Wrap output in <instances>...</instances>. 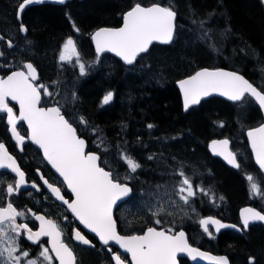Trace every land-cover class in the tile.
Here are the masks:
<instances>
[{"label":"snow or ice","instance_id":"snow-or-ice-1","mask_svg":"<svg viewBox=\"0 0 264 264\" xmlns=\"http://www.w3.org/2000/svg\"><path fill=\"white\" fill-rule=\"evenodd\" d=\"M43 2L44 0H19L15 6L14 16L18 29L13 37L22 36L23 46H19L18 42L14 44L13 38L4 41V36L0 35V42H6L8 50L18 49L10 53L0 50V60L3 61L0 63V73H3L0 74V122L6 123V131L15 142V147L23 151L25 141H30L57 174L50 180L37 168L38 179H34L30 187L41 193L45 200H52L57 212L63 210V220L68 225L70 239L75 244L70 246L65 242V232L61 224L49 218L47 213L40 214L31 208L19 209L14 205L13 197L21 194L22 190H27L28 182L26 173L21 170L16 158L9 153L6 144L0 141V170H8L7 173H0V185L4 184L8 175L12 176L6 187H0V264H77L75 247L98 252L107 249L110 254L108 264H179L180 254L192 261L199 259L207 261L208 264H230L227 256L212 255L192 246L184 230L177 231L174 226H155L162 225L164 217L174 215L169 209L190 205L197 192L208 195V190L201 185H194L193 178L186 172L188 165L175 155L171 156V164L167 163L163 152L159 155L152 153L146 157L147 161H158L157 167L171 168L170 174L178 178L171 192H165L163 195L160 193V189L164 187L162 185H157L154 192L141 191V196L147 195L150 198L143 201V205L150 212L153 226H147L141 234L120 233L114 208H118L119 203H126V198H133L134 189L126 181L136 179L134 174L142 169L143 165L126 148L122 149L117 145L116 167L126 165L123 178L125 182L117 177L107 159L103 161V164H109L106 169L102 164V154L110 155V149L104 146V138L97 137L99 142L96 143V148L100 149L99 152L87 150V139L83 138L73 122L66 118L65 107L68 98L65 97L63 103L58 98L60 82L51 81V89L48 84L39 83L37 67L33 62L24 60L32 42L26 38L28 27L23 22V13L29 5ZM56 2L64 4L66 0ZM261 2L264 3V0ZM189 13L193 17L192 24L196 26L197 39L206 43L211 51L218 52L217 37L226 39L231 29L217 30L208 27L215 13L201 18L191 6ZM177 15L176 6L171 0L168 6L158 2L145 5L137 0L128 10L121 13L120 26L100 27L91 33L90 39L95 49V58L91 64L86 65L82 60L76 41L71 35L60 45L58 61L69 63L75 58L80 75L85 76L92 65L100 62L102 54L113 53L124 65L129 66V71L134 70L139 61H143L140 71L151 72L150 59L146 58H150L155 44L174 43L178 28ZM73 28L76 32L80 31L75 24ZM9 54L12 55L11 60L8 58ZM177 85L185 113L213 95L223 97L241 110L255 108L264 113V86L254 85L239 71L203 67L178 80ZM113 95V92H107L101 103L109 104ZM77 99V94L72 92L71 102L75 104ZM10 102L15 103L10 106ZM17 105L18 114L15 111ZM21 122L27 126L24 134H21L18 127ZM79 124L87 130L88 121L83 116L79 118ZM224 126V122H219V127ZM154 127L153 124L147 125L149 130ZM92 132L96 134L97 129L93 128ZM246 136L251 157L259 166V170L264 172V122L248 128ZM163 139L166 143L168 140L175 141L177 137ZM229 145L228 138L212 140L208 149L212 155L222 157L227 164L239 170L241 164L238 162V153L233 152ZM195 174L194 169L193 175ZM246 179L249 182L250 194L264 197V191L254 177L249 174ZM42 189H46V192H42ZM66 193H70L67 198ZM28 196L32 198L33 193L28 192ZM165 196L168 198L165 199ZM220 199L223 200V197ZM29 219H32L33 224L38 222L36 230L27 222H18ZM257 221L264 223V212L255 208H243L240 211L242 227L224 224L212 216L200 219L199 225L209 239H214L210 225L216 232L224 228L239 232L248 230L250 224ZM128 223L132 224L131 221ZM84 229L87 233L94 234V237L90 239ZM42 237L47 238L46 245L41 240ZM94 240L98 241L99 248ZM113 246L118 248L114 251ZM35 248L39 251L33 255ZM248 264H256V257L250 256Z\"/></svg>","mask_w":264,"mask_h":264},{"label":"flooded vegetation","instance_id":"flooded-vegetation-1","mask_svg":"<svg viewBox=\"0 0 264 264\" xmlns=\"http://www.w3.org/2000/svg\"><path fill=\"white\" fill-rule=\"evenodd\" d=\"M6 1L7 10L13 12V21L4 22L0 20V35L4 36V41H7V39L9 38H13L14 44L18 42L19 46H23L24 38L22 36L17 35L13 37V34L16 33L18 29V22L16 21L14 16V9L15 6L18 4L19 0ZM73 1L80 2L82 0H70L63 5H56L54 3L44 2L40 4L29 5L27 8L40 6H49L56 8V6H58L65 8L64 11H69L68 9H66V6H68V4ZM2 7L5 6L0 4V12ZM25 11L23 13V22H25ZM183 29L187 31L186 28ZM71 36H73L74 40L76 41L77 48L80 52L82 60L86 63V65L91 64V62L95 58V51L91 41L89 40L84 44L83 39L80 38L79 34L76 31H73ZM26 38L32 42V45L29 53L24 56V60L33 62L34 65L37 67L39 83L48 84L51 89V81L58 80L60 82L58 89L60 95L58 98L61 99L62 103L64 102L65 97L68 98V104L65 107V111L67 113L66 118H69L70 121L73 122L74 126L77 127L79 134L83 138L87 139V150L99 152L100 149L96 148V143L99 142L97 137H103L104 146L109 147L110 155L105 156L102 154V164L103 161L107 159L109 164L113 166L115 174L119 179H121L122 182H125L123 178L126 171V165L122 167H116V163L118 161L117 145H120L122 149L126 148L143 165V168L139 169L137 173L134 174L136 179L126 181L134 189L133 198H126L127 202L120 203L119 207L116 208L114 211V216L118 221V230L122 235H131L133 233L141 234L142 230L145 229L147 226H153L151 222L150 212L143 205V201H147L150 198L147 195L141 196V191L143 190L154 192L156 191L157 185H162L164 187L160 189V193L163 195L165 192H171L173 185L178 182V178H174L173 175L170 174L171 168H165L163 166L157 167L158 161H147L146 157L152 153H156L157 155H159V153L163 152L164 156L167 157L168 164L172 163V155L177 156L179 160L183 159L178 157L180 154L179 142L182 141L181 136H183L182 132L161 131V129H158L156 124L146 121L141 122L140 117L137 113V108L139 107V104L143 102V99H147L148 94L150 95L151 93H153L154 90L158 87L162 89L168 85V83L166 82V76H164V69L160 68L162 60L164 58L159 57V55H170L172 52H156L154 51V49L167 48L169 50H172L173 44L168 47H152L150 58H146L150 59L151 72L142 73L140 71V66L143 61H139L136 64L135 69L129 71V66L124 65L115 56L109 53H104L102 54L100 62L98 64L92 65V67L89 68L87 75L81 76L79 68L75 65V58H73L72 62L69 63H61L58 61L59 47L63 43V41H58L57 43H54L51 46L50 52L48 53L45 51V53H47L45 54L42 53V49L39 48L40 45L36 42L32 35L27 33ZM217 40L222 41L223 39L221 40L219 37H217ZM83 45H85V49L83 48ZM174 49L176 50L177 47ZM225 49L223 51H220L219 54H217V59L219 61L220 59H223V63L225 65L231 66V60L229 59ZM0 50H5L6 53H10L11 51H17L18 49L8 50L6 42H0ZM8 58L11 60L12 55L9 54ZM17 59H19V57H17ZM0 63H3V61L0 60ZM57 65H62V67L58 68ZM234 69L237 70L236 68ZM177 80L180 79H174L172 82L177 92L179 104L181 107V113L191 114L197 112V110L201 108L208 100L202 101L197 107H194L190 109L187 113H185L182 108V100L180 93L174 85ZM92 90H94L93 94H91ZM109 91L113 92V99L109 102V104L103 105L101 103L102 99L104 95ZM72 92H75L78 97V99L75 101V104L71 102ZM82 94H87L94 98L91 107H88V105L82 106ZM125 94L129 103L128 109L126 108L127 102ZM11 104H14V102H10V106ZM227 104L229 105V109L231 110L230 112L232 123H237V125L239 126L242 124H256L255 126H257L263 121L261 113L255 110V108L241 110L235 106H232L230 103ZM15 111L18 114V105L16 106ZM122 113H126L128 115L127 120L119 119ZM240 113H242V115H240ZM81 116H83L88 121L87 130H84L83 126L79 124V118ZM107 116L110 117V121L107 122L108 126L105 127L102 120ZM241 116H244L245 119ZM212 122L217 123L219 122V119L214 120ZM148 124L155 125L154 129L149 130L147 128ZM142 126L144 127L141 128ZM18 127L21 131V134H24V130L27 127L26 124H23V122H21ZM93 128L97 129L96 134H93ZM229 131L230 133H232L231 129H229ZM166 137H177V139L175 141L168 140L165 143L163 138ZM0 141H3L6 144L9 153L16 158L19 166L21 167V170L26 173V180L28 182L27 190H22L21 194L13 197L14 205L17 206L19 209L31 208L33 211H36L40 214L47 213L49 218L57 220V222L61 224L65 232V242L69 243L70 246L74 245L75 242L71 241L70 239V229L63 220V210L61 209L60 212H57L55 210V205L52 203V200H45L44 196L41 193H37L34 189H31L30 187L31 182L34 179H38V177L36 176L37 168H39L45 174L46 178H49L51 180L54 177L53 173L44 164L38 151L27 140L23 145V151L15 147V142L11 140L10 134H8L6 131L5 122H0ZM195 144L198 148L195 149L196 156L198 159H201L200 163L201 165H203V167H205L204 157L199 156V152L201 150L199 148L201 146H205V141L201 143L198 140ZM235 144L237 143H233L234 146ZM169 150H171L170 153L168 152ZM246 150L247 149L245 148L244 151ZM183 161H185V163L188 165L185 159H183ZM120 163L122 164V161ZM109 164H103V166L107 169L109 167ZM205 168L204 170L199 171L195 167L188 165L186 172L190 177L193 178L194 185H201L207 190L211 189V192L213 194L216 191L214 188L216 187V185L214 182L213 185H211L210 181L211 187L206 186V182L210 179L211 174L210 168L207 172H205ZM194 169L196 171L195 175H193ZM7 172L8 170H0V173ZM11 179L12 176L8 175L5 178L4 184L0 185V187H6V183L10 182ZM28 192L33 193L32 198L28 196ZM42 192H46V189H42ZM67 196L70 195L66 193V198ZM167 198L168 197L165 196V199ZM172 198L178 199L176 197ZM245 199L247 201L246 191ZM205 201V195L200 192H197L196 196L192 198V202L190 205L181 207V213L175 212L173 216H166L163 218L164 222L162 223V225L155 226L158 228H167L170 226H174L177 231H185L189 239V243L192 244V246L198 247L203 250H219L220 245L218 243V238L221 237V235L224 236V232L230 231L224 230L215 233L209 227L214 237V239H209V237L204 234L203 231L200 229L199 220L212 216L216 219L220 218L224 222L229 221L231 224H236L237 226H240V222L238 219V210L245 205L238 206L237 213L233 214L232 212H229V203H226L222 213L223 216L226 217L225 219L224 217L211 214V212L205 215L203 212ZM262 201L264 203V197L262 198ZM219 202L220 201H218V198L213 194V197L210 200V204L214 203V205H216L217 207L219 206ZM192 209H195V211H192ZM169 210L171 211V209ZM68 215L70 216V214ZM129 221L132 222L131 225H129ZM18 222L29 223V225L33 227V230H36V228H38V222L33 224L32 219ZM76 223L78 224V222ZM252 231L264 232V227L260 225L251 226L247 231H244L242 234H238V236L242 237V239L247 241L249 238L248 236L252 233ZM84 232L87 233V230L84 229ZM87 235L90 239L94 237V234L91 233H87ZM41 240L44 241L46 245L47 238L42 237ZM94 243H96L97 247L99 248L98 241L94 240ZM117 248L118 246H113L114 251ZM38 251L39 249L35 248L33 255H35V253ZM74 251L77 256V264H108L110 260V254L107 253V249H104L102 252H98L96 250H82L80 247H75ZM231 256L234 258V260H231L232 264H248V259L243 262L241 260L236 261L238 259L237 255L233 254ZM178 260L179 264H191L188 260L184 258H178Z\"/></svg>","mask_w":264,"mask_h":264},{"label":"trees","instance_id":"trees-1","mask_svg":"<svg viewBox=\"0 0 264 264\" xmlns=\"http://www.w3.org/2000/svg\"><path fill=\"white\" fill-rule=\"evenodd\" d=\"M155 1L164 6L170 3V0H140L145 5ZM6 2V0H0V4L3 6L6 5ZM135 2L137 0L73 1L66 6L69 11H64L65 8L58 6L56 8L49 6L29 7L25 11L24 23L28 27L27 33L32 35L40 45L39 48L42 49V53L45 51L49 53L54 43L64 41L66 37L72 35L75 31L73 24L80 29L78 33L83 41L87 42L91 33L96 29L119 26L121 13L128 10L130 5ZM171 2L176 6L177 22L187 27L191 33V40H187L186 43L188 44L185 47L181 46L176 50L172 48L174 52L170 55H159V57L164 58L160 68L164 69V76H166L168 85L162 89L158 87L153 93L148 94L147 99H143V102L139 104L137 113L141 122L156 124L161 131H181L183 136H181L182 141L179 142V153L186 150L190 154L198 149L195 146L198 140L201 143L207 142L215 135L221 136L222 133H228L227 130L230 128H237V125L233 126L229 105L217 98L208 100L197 112L182 114L172 81L186 77L198 68L220 67L223 69L231 68L232 70L236 68L254 85L264 86V10L261 0H171ZM189 6L201 18L200 15L202 14L199 15L198 13H215L211 21L215 22L216 25L221 24L217 30L231 29L226 39L218 41V52L211 51L206 43L197 39V30L191 22L193 17L189 13ZM3 10L1 9V14L4 13ZM214 26L211 22L208 24V27L214 28ZM224 49L231 60L232 67L225 65L223 59L220 61L217 59V54ZM172 50L167 48L154 49L156 52L162 51L164 53H169ZM82 97V106L91 107L94 98L87 94H82ZM127 117L126 113H122L119 119L127 120ZM217 119L219 122H224L223 128H218L219 122H212ZM102 121L107 127L110 117L107 116ZM225 136L229 139L232 137L240 138L237 133L230 134V136L225 134ZM232 140L234 139L232 138ZM199 149H201L199 156L204 157V161L210 168V178L212 181L214 180L216 185L214 187L216 197H225L229 203V212L236 213L237 207L244 204L246 200V190L240 177L242 170L239 169L235 173V171L226 168L220 161L210 158L205 146H201ZM168 152L170 153L171 150ZM205 207L204 211L210 212L216 205L207 204ZM207 212L205 214H208ZM248 237V240L245 241L232 232H224V236L221 235L218 238L220 249L217 251L229 255L233 260L231 255H237L236 261L241 260L242 262L250 256H254L256 257V264H264V232L252 231Z\"/></svg>","mask_w":264,"mask_h":264},{"label":"rangeland","instance_id":"rangeland-1","mask_svg":"<svg viewBox=\"0 0 264 264\" xmlns=\"http://www.w3.org/2000/svg\"><path fill=\"white\" fill-rule=\"evenodd\" d=\"M2 9H5V10H3V14H1L0 13V20H2V21H4V22H8V21H13V12L11 11V12H9L8 13V10H7V7H6V5H5V7H2ZM199 15L200 14H202V15H200V16H202V17H205L208 13H205L204 12V14H203V12H201V13H198ZM213 17V16H212ZM211 17V18H212ZM212 20V19H211ZM212 24H214L215 26H214V29H219V27L221 26V24L220 23H218L217 25H216V23L215 22H212V21H210ZM7 25V24H6ZM217 26V27H216ZM180 37H177V44H178V46H177V48L178 47H181V46H183V47H185L188 43H186L187 42V40H191L190 38H191V33L190 32H187V31H184V30H180V35H179ZM220 42V41H219ZM175 50V49H174ZM174 50H172L171 52L173 53L174 52ZM205 58V57H204ZM57 67L58 68H61L62 67V65H57ZM158 73H159V69H158ZM125 98H126V102H127V109H128V106H129V103H128V100H127V96H126V94H125ZM240 115H242V113H240ZM241 117H244V116H241ZM240 127L243 129V131L247 128V126L245 125V124H242V125H240ZM241 144H236L237 145V149H241V150H243L244 151V149H243V145H244V142L243 141H241L240 142ZM196 146V145H195ZM242 146V147H241ZM179 158H183V159H185L186 161H187V163H188V165H191V166H193V167H195L196 169H198L199 171L200 170H204V168H205V172H207V171H209V167H208V165H207V163L206 162H204V165H205V167H203V165H201V163H200V160L201 159H198L197 158V156H196V151L193 153H190V154H188L187 153V151L186 150H182V152H180V154H179V156H178ZM182 159V160H183ZM241 159H242V165H243V167H245V166H247V161H246V159H247V156H246V153H244V152H241ZM250 172H251V174L253 175V177H254V175H255V171H253V170H250ZM249 175V174H248ZM257 181H260L261 180V178L260 177H258L257 176ZM210 181H211V185H213V182L214 181H212L211 180V178L207 181V184L206 185H210ZM221 191V190H220ZM222 192V191H221ZM171 211H173L174 213L175 212H178V213H181L182 212V210H181V207H176V208H174V209H171ZM262 261H263V259H262Z\"/></svg>","mask_w":264,"mask_h":264},{"label":"water","instance_id":"water-1","mask_svg":"<svg viewBox=\"0 0 264 264\" xmlns=\"http://www.w3.org/2000/svg\"><path fill=\"white\" fill-rule=\"evenodd\" d=\"M67 1V0H66ZM44 2H56V0H44ZM57 3V2H56ZM59 4V3H58ZM264 4V3H263ZM155 45H159V44H155ZM94 46V45H93ZM164 46V45H163ZM111 54H113V53H111ZM114 55V54H113ZM115 56V55H114ZM118 58V57H117ZM225 70V69H224ZM225 71H228V70H225ZM175 86H176V88H177V90L179 91V87H178V85H177V82L175 83ZM180 93V92H179ZM212 97H216V98H220V99H222V100H224V101H226L223 97H219V96H217V95H213V96H211V97H207V98H205L204 100H207V99H209V98H212ZM181 100H182V98H181ZM204 100H202V101H204ZM228 102V101H227ZM197 106V105H196ZM193 107H195V106H193ZM263 114V117H264V113H262ZM35 148H36V146L35 145H33ZM37 149V148H36ZM209 150V149H208ZM251 150V149H250ZM209 152L211 153V151L209 150ZM212 154V153H211ZM42 155V154H41ZM214 156V155H213ZM214 157H216V158H218V159H220L225 165H227L228 167H230V168H233L231 165H229V164H227L224 160H223V158L222 157H218V156H214ZM253 161H254V164L256 165V163H255V160H254V158H253ZM45 163H46V161H45ZM47 164V163H46ZM257 166V168L259 169V166L258 165H256ZM48 167L51 169V167H50V165H48ZM51 171L54 173V170H52L51 169ZM263 175H264V172H261ZM55 174V173H54ZM55 175H57V174H55ZM69 195H70V193H68ZM59 203V202H58ZM245 208H251V207H245ZM115 209V208H114ZM243 209V208H242ZM241 211V210H240ZM240 211H239V218H240ZM256 223H262V222H255V223H253V224H256ZM263 225H264V223H262ZM250 225H252V224H250ZM81 227H83V226H81ZM226 229H230V230H234V231H236L235 229H231V228H224L223 230H226ZM86 230V229H85ZM215 230V229H214ZM222 230V229H221ZM211 254V253H210ZM212 255H214V254H212ZM179 256H181V257H185V258H187L192 264H208V262L207 261H204V260H197V261H192L190 258H188V257H186L185 255H183V254H180Z\"/></svg>","mask_w":264,"mask_h":264},{"label":"bare ground","instance_id":"bare-ground-1","mask_svg":"<svg viewBox=\"0 0 264 264\" xmlns=\"http://www.w3.org/2000/svg\"><path fill=\"white\" fill-rule=\"evenodd\" d=\"M184 23V22H183ZM200 48V47H199ZM234 125L233 126H236L237 125V123H233Z\"/></svg>","mask_w":264,"mask_h":264}]
</instances>
